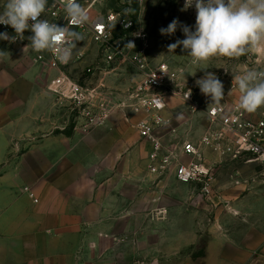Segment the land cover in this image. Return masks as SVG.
Instances as JSON below:
<instances>
[{
  "label": "crops",
  "instance_id": "0c3cea01",
  "mask_svg": "<svg viewBox=\"0 0 264 264\" xmlns=\"http://www.w3.org/2000/svg\"><path fill=\"white\" fill-rule=\"evenodd\" d=\"M54 107L55 95L45 85L0 70V264H131L149 256L150 229L135 220L147 216L139 202L144 199L110 171L119 167V148L129 149L127 132L111 127L112 116L86 134L57 128ZM166 218L163 226L179 235L166 230L162 240L171 249L164 255L198 243V228L165 224ZM221 224L210 227L204 264L264 257L261 231L250 228L234 241ZM151 260L197 264L191 258Z\"/></svg>",
  "mask_w": 264,
  "mask_h": 264
},
{
  "label": "rangeland",
  "instance_id": "374dc122",
  "mask_svg": "<svg viewBox=\"0 0 264 264\" xmlns=\"http://www.w3.org/2000/svg\"><path fill=\"white\" fill-rule=\"evenodd\" d=\"M93 1L96 0H82L80 3L84 6ZM4 2L5 0H0V6ZM225 2L227 3V0ZM184 3L185 0H98L89 14L92 19L104 17L112 11L131 16L136 25L149 33L152 58L158 62L170 63L179 72L183 83L197 90L201 102H212V100L201 93L196 80L202 78L206 72H212L224 85V97L220 103L227 106H239L241 93L238 87L233 86L234 75H241L250 69L264 71V43L239 58L216 56L200 64L192 62L188 51L183 50L182 45L174 52H169V44L175 43L177 39L185 38L182 31L184 25L195 31V0L193 6L186 11L181 10ZM2 10L0 7V11ZM173 19H178L180 22L175 33L162 35L159 30L162 27L166 28ZM77 32L81 33L84 39L77 42L74 49L85 52V56L62 70L76 80L84 82L83 75L86 67L100 57L101 51L99 46L90 40L87 33L81 30ZM32 34L29 33L28 37ZM29 43L28 39L20 43L0 40V51L5 52L0 56V70L7 72L8 78L28 75L31 79L39 81L40 85H45L50 91V84L59 71L48 59L38 61L37 52L30 49L23 51ZM42 53L48 55L46 51ZM205 66L207 68H200ZM102 77L103 75L97 76L94 81ZM107 81L120 99L133 89L138 76L133 69L124 67L116 74L109 76ZM54 110L57 128L77 130V124L70 117L68 107L59 103L56 98ZM244 112L250 118H264V107L255 113ZM168 115L172 123L171 127L164 132V141L173 149L179 150L184 139L199 141L208 125L204 114H191L188 105L177 99L169 100ZM137 118L138 115L135 113L118 108L112 114L111 124L112 128L127 132V137L122 139L124 142H129V149L126 152L119 148V167L110 171L114 172V176H117L120 181L129 180L133 184L135 194L144 199L139 202L141 206L143 205L147 216L135 217V220L136 225L144 222V225L150 229L149 242L146 241V244L148 243L151 247L150 255L135 257L130 260L131 262L138 259L182 261L191 258L197 264H204L206 247L210 240L209 230L214 223H225L234 241L242 240L245 232L250 228H256L264 234V164L226 161L212 149H204L205 160L211 165L219 164L216 168L218 183L215 194L212 198H208L201 193L199 185L179 182L174 176L173 168L154 170L150 159L152 146L141 138L135 126ZM161 208L168 210L165 224L178 223L184 228L189 229L190 226L198 228V243L172 257L164 255L168 249H171L170 243L165 244L163 241L167 229L163 226L162 219L154 217L156 211ZM167 234L174 238L179 235L170 232ZM157 247L161 250H154ZM250 264H264V257H258Z\"/></svg>",
  "mask_w": 264,
  "mask_h": 264
},
{
  "label": "built area",
  "instance_id": "2783aa9c",
  "mask_svg": "<svg viewBox=\"0 0 264 264\" xmlns=\"http://www.w3.org/2000/svg\"><path fill=\"white\" fill-rule=\"evenodd\" d=\"M81 1L78 0L79 3ZM96 1L84 5L88 13ZM41 19L65 26L68 19L62 0H48ZM74 30L87 33L101 51L100 57L86 67L84 82L62 70L82 60L85 56L83 51L73 49L72 57L66 63L60 62L49 51H46L47 56L37 52L36 59H48L58 69L59 73L52 80L50 90L59 103L68 107L77 130L89 132L106 125L118 108L135 113L138 115L135 126L141 138L152 146L150 159L154 170L173 168L179 182L199 185L201 193L208 198L215 194L218 183L216 168L219 164H209L205 160L204 149H212L226 161L264 164V118H250L238 105L201 102L197 90L184 84L179 72L170 63L152 58L150 35L136 25L131 16L112 11L104 17L92 19L89 14V21L82 26H75ZM0 32L15 36L11 26L0 24ZM29 33H32L30 29L25 30V38H17L12 43L24 42ZM130 41L134 43V48L125 46ZM124 67L133 69L138 81L130 92L118 99L108 85L107 78ZM100 75L103 77L94 81ZM189 91L191 94L186 99ZM156 95L163 99L162 103L157 102ZM171 99L183 101L191 114H204L208 124L199 141L184 139L179 150L164 141V132L172 123L168 115ZM26 190L29 191V188ZM30 196L34 197L31 193ZM167 214L168 210L161 208L154 217L163 219ZM131 264L155 263L138 259Z\"/></svg>",
  "mask_w": 264,
  "mask_h": 264
},
{
  "label": "clouds",
  "instance_id": "9594fccd",
  "mask_svg": "<svg viewBox=\"0 0 264 264\" xmlns=\"http://www.w3.org/2000/svg\"><path fill=\"white\" fill-rule=\"evenodd\" d=\"M193 3L194 0H185L181 10L186 11ZM47 5L48 0H5L0 6L3 9L0 11V24L11 26L15 36L0 32V40H23L25 30L30 29L33 34L27 37L30 43L23 51H49L60 62L66 63L71 59L77 42L84 39L74 27L87 23L89 13L78 0H62L68 23L59 26L41 19ZM195 9V31L184 25L182 31L185 38L169 44V52H174L182 45L192 62L200 64L216 56L239 58L264 43V0H227V3L225 0H195ZM179 23L178 19H173L166 28L162 27L159 31L162 35H172ZM125 46L135 47L131 41ZM4 54V51H0V56ZM196 85L203 95L211 98L212 103L222 101L224 85L214 73L206 72L196 80ZM233 86L238 87L241 93V110L255 113L264 107V71L250 69L241 75H234ZM190 94L189 91L186 99ZM156 97L158 103L163 102L160 96Z\"/></svg>",
  "mask_w": 264,
  "mask_h": 264
}]
</instances>
